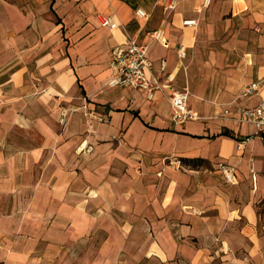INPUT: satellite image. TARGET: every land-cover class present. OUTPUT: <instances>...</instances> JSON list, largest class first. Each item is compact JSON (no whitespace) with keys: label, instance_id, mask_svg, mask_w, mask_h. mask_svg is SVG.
<instances>
[{"label":"crops","instance_id":"obj_1","mask_svg":"<svg viewBox=\"0 0 264 264\" xmlns=\"http://www.w3.org/2000/svg\"><path fill=\"white\" fill-rule=\"evenodd\" d=\"M128 39L198 120L107 86ZM261 101L264 0H0V264H264Z\"/></svg>","mask_w":264,"mask_h":264},{"label":"built area","instance_id":"obj_2","mask_svg":"<svg viewBox=\"0 0 264 264\" xmlns=\"http://www.w3.org/2000/svg\"><path fill=\"white\" fill-rule=\"evenodd\" d=\"M175 7V2H170L166 9L172 10ZM135 16L141 20H147L148 14L138 8L135 10ZM101 27L108 29L117 28V24L111 19L102 18L99 20ZM194 21H184V26L194 25ZM152 38L157 40L163 48H168V42L163 36L162 31H157L150 34ZM178 56L180 59L185 57L183 48L178 50ZM111 78L107 82L108 87L119 88H132L135 90H143L146 93L148 100H151L155 93H162L167 98L169 105L172 109L171 121L175 125L183 124L187 121L198 120L199 118L191 112L187 107L188 92L187 90L175 91L170 85L164 83L160 76V72L153 70L151 62L146 57V49L143 46L136 44L135 41L128 39L127 44L124 46H116L111 51ZM165 68V62H162L161 70ZM259 85L252 84L247 86L241 98H248L256 94ZM70 111L65 108H61L58 116V123L60 126H65L69 117ZM235 113L237 114L236 121L238 123H249L254 126L257 134H264V101L252 108L237 107ZM231 113L224 112V116H229ZM87 116H91L86 113ZM90 118H93L91 116ZM101 121V118H95ZM243 142H239L237 150H241ZM175 169H180L181 163L177 159L169 161ZM219 170L222 172L225 181L228 184L234 183V168L227 166L226 164H219Z\"/></svg>","mask_w":264,"mask_h":264}]
</instances>
